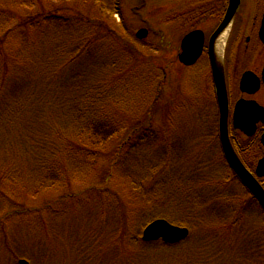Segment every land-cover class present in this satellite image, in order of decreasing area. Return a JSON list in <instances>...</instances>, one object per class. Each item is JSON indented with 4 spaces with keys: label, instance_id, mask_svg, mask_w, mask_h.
Here are the masks:
<instances>
[{
    "label": "trees",
    "instance_id": "obj_1",
    "mask_svg": "<svg viewBox=\"0 0 264 264\" xmlns=\"http://www.w3.org/2000/svg\"><path fill=\"white\" fill-rule=\"evenodd\" d=\"M54 1L56 0H0L1 15L17 19V25L13 28H5L9 20L2 24L0 22V28L4 29V34L0 35V158H4L0 164V197L4 195L3 198H7L10 193L17 195L19 192L22 195L17 197L19 201L24 202L27 200L26 192H30V196L40 195L45 193L44 189L53 185L68 190L65 198L72 196L71 183L75 177L87 169L89 171L100 159L102 149L120 134L119 120L128 124L126 126L130 130L127 132L129 135L113 148V159L106 172L104 184L98 187L96 194L89 197L90 208L94 207L90 213L94 212V217L100 223L106 217L105 207H109L107 204H110V207L113 205V195L116 193L108 188V184L118 167L124 169L126 174L130 168L135 174L138 172L141 175V185L137 188L142 189L146 188L145 183L150 184L154 179H158L154 175L150 176L148 171L150 160V163H154L158 159L169 163L175 161L181 176L194 180V185L195 182L198 183L197 179L204 180L202 184L205 187L225 186L230 182L227 179H236L214 178L203 173L213 171L212 167L216 163L205 152L208 150V144L202 145L201 155L205 158L200 156L198 167L192 171L191 163H195L200 154L189 156L187 153L191 154V151L188 147L180 151L178 146L170 143L171 137L165 135L164 128L167 127L169 130L166 134L169 133L172 122L177 123L178 118L177 115L163 112L166 96L162 85V42L155 45L150 52H145L140 50L137 43L139 41L126 39V35L131 33L126 21L123 20L119 25L120 31L109 23L108 15L123 16L120 8L122 0H104L102 3L100 0H61L57 7ZM16 11L24 13L18 14ZM19 28L20 31L15 32ZM10 39L19 40V44L9 45ZM152 50L158 54L157 57L151 53ZM147 63L152 64L153 70L160 71L161 77L154 71L149 73L150 88L155 87V92L146 108L143 104L136 109L130 93L134 86L129 82L127 75L133 73L134 78L138 77L136 69ZM157 111L160 112V120H157L159 118L155 115ZM191 116L197 119V122H203L197 115ZM185 125L187 126V123ZM134 142L137 144L136 148ZM172 144L176 150L179 149L178 154L170 153V149L169 153L166 151L168 146L173 151ZM156 148L160 149V157H155L149 152ZM135 151H138L137 157L134 155ZM149 154L151 158H148ZM184 158L187 159L185 163L182 160ZM186 167H189L188 172L185 171ZM200 174L213 179L206 180L205 177L201 178ZM21 177L28 179L21 183ZM155 183L156 190L159 191L163 190L165 184L171 185L170 197L160 195L164 199L161 200L164 207L168 205L167 200L172 198L178 201L177 205L183 201L186 210H196L195 222L205 223H200V231L205 234L212 231L211 227H220L224 234V231L235 226L237 229L242 228L239 232H242L243 236L252 230L242 224L246 215L248 216L249 212L264 214L263 206L246 188L245 197L236 199L242 201V205L237 207L236 211L234 207L229 206L232 214L231 218H228L223 206L224 200L221 202L222 197L215 195L211 198L203 193L196 194V187L191 181L189 183L193 191L189 189L190 184L181 186L179 181H172V184L166 181L164 184L158 179ZM182 188L184 191L179 193ZM227 200L230 202L232 199ZM236 201H231V204ZM9 202L8 206H14L9 210L17 209L18 213H25L18 201L11 199ZM119 204L120 210L114 209L117 228L112 232L114 238L108 247H102L100 250L93 245L82 247L81 240H77L76 248L73 244L68 248V255L62 253L60 256L54 252L58 244L53 239L45 248L42 247L46 240L40 238L39 232L46 230L49 234L50 231L47 228L41 230L39 227L36 231V247L38 245L44 253L39 261L44 264H52L53 261L56 264H112L108 257L109 247H114L117 249V253H113L116 264H127L120 249L125 250L126 237L132 232L131 216H136L130 214L135 210L133 206L136 204L134 201L132 207L123 201ZM48 206L45 205L47 208ZM53 207L54 203L50 208L52 212H57L58 209L53 211ZM139 212L137 214H140ZM224 215L227 218H223ZM223 221L229 222L228 225H223ZM47 225L51 230L50 224ZM95 232L89 227L86 229V234L91 239H96ZM134 238L137 239L136 235ZM259 239V243H262L259 246L264 248V238ZM247 241L248 239L241 249H247ZM51 245L54 250H49L53 255L50 252L45 253Z\"/></svg>",
    "mask_w": 264,
    "mask_h": 264
},
{
    "label": "rangeland",
    "instance_id": "obj_2",
    "mask_svg": "<svg viewBox=\"0 0 264 264\" xmlns=\"http://www.w3.org/2000/svg\"><path fill=\"white\" fill-rule=\"evenodd\" d=\"M16 1V0H13ZM104 0H100L99 2H103ZM146 1L145 5L141 7L142 0H122L121 1V10L122 15L115 14L114 16L108 15L109 23L115 28L118 29L120 27L119 25L124 21L129 26V29L131 30L129 35H126V39L133 40L132 33L135 34L139 29L141 28H148L144 22L150 21L151 26L153 28V31H156V36L152 37L149 34L148 38H146L145 42L139 41L137 42L140 46V50H143L145 52H150L151 49L155 48V45H158L161 41V30L164 29L165 23H164V17H165V11L168 10V4H170V7H172V11L176 14L177 7L180 5L183 8L186 6H190L192 1L187 0H143ZM247 2H252V0H246ZM61 3V0L54 1L55 7L59 6ZM100 3V4H101ZM195 4L197 2H194ZM2 4V3H0ZM197 3L196 6H198ZM20 9H18L19 11ZM192 9H190L191 11ZM18 11H16L18 13ZM94 11V10H91ZM22 14L23 11H20ZM19 12V13H20ZM18 13V14H19ZM135 13L137 15H135ZM248 16H245L247 18ZM7 20H9L5 26L7 27H15L17 25V19L10 18V16L1 15L0 13V22L5 23ZM1 34H4V29L0 28ZM120 31V29H118ZM20 28L17 29L15 32H19ZM131 35V37H129ZM180 32H172L171 37H173L174 40H176V43L178 42V39L180 38ZM180 40V39H179ZM135 41V40H133ZM136 43V42H135ZM136 43V44H137ZM19 44L18 41H14L10 39L9 45L16 46ZM153 51V50H152ZM156 57L158 54L156 52H151ZM160 55V53H159ZM118 56H121V52H118ZM126 64L130 65L131 63ZM125 63H122L125 65ZM155 74L158 73V76L161 77L160 71L153 70V66L150 63H147L145 65H141L138 69H136V73L138 77L134 78L133 73H129L127 75V78L129 79V82L131 85H133L132 92L130 90V93L132 95V98L134 100V107L137 109L141 107L143 104L145 108L149 104V99L152 97V94L155 92V87L150 88V77L149 73ZM196 72V70H195ZM154 74V75H155ZM178 74V71L176 72V76ZM152 76V75H150ZM199 75H195V77L192 78V81H196L197 79L200 80L198 77ZM159 79V78H158ZM160 80V79H159ZM190 80L186 79V82ZM178 82L176 80L173 81V86L176 87ZM180 85V84H179ZM185 84L183 85L184 93L185 90ZM172 87V85H171ZM172 87L173 90L175 88ZM177 88V87H176ZM189 89V88H188ZM236 90L233 88V91ZM177 91V90H176ZM188 91V90H187ZM189 93L191 90L188 91ZM235 99L239 96L238 93L234 91ZM193 99V98H192ZM199 100L198 98H196ZM121 106V105H120ZM142 111V110H141ZM187 111V110H185ZM164 112V109H163ZM212 112V111H210ZM208 112V113H210ZM138 114V113H136ZM156 117L158 116L160 120V112H156ZM210 115V114H208ZM184 119H180L179 125L182 124L184 127L185 123H187V127L190 129V131L185 132L186 138L184 137V134L179 131V135L181 136V139H179V142H177V139H172V137L176 136L174 135L177 130H172V127H170L169 133L165 134L167 137H171L170 143L180 146H191L189 150L191 151V154L187 155L189 156H198V158L195 160V163H191L192 171L195 167H198V161L201 159V146L205 143L199 137L195 138L194 132L198 133L196 131H199L201 127L198 125L199 122H196V120L192 116H183ZM202 119L205 124H207V115L203 116ZM120 121V134L116 137H114L101 151L100 159L97 160V162L90 167L92 168L88 171V169L83 172V174L78 175V177H75V180L71 183V191L73 192L70 197H66L65 195L68 192V190H63L58 185H53L49 187L46 190L45 193L40 195H31L30 192L24 193V189H22V192L27 196V200L22 202L19 201V198L15 193H10L7 198L3 195V197H0V264H19L20 259H24L29 262V264H40L39 261L40 257L44 254L42 251V248L39 249L38 245L36 247V234L39 229V227L42 229L47 228L50 232L47 233L46 230H43L39 232V236L42 240H46L42 247L45 248L47 243H50L54 240L55 243L58 244L56 246L57 248L54 250L53 245L52 247L48 246V251L46 250L45 253H49L53 255L52 251L57 252L56 254L62 256V253H66L68 255L69 253V247H72L74 244V247L76 248L75 242L77 240H81L80 243L82 244V247H90L91 245L95 246L96 248H102V247H108L109 242L114 238L112 236V232L116 231V215L114 214V209L120 210V201L125 202V204H129V206H133V201L135 202L136 206L133 207L135 210L131 211L130 215L136 216L132 217L133 224H131V234H129L126 237V243H125V250L120 249V253L122 252L123 257H126L127 264H264V248L260 247L259 245L262 243H259V238H264V214L261 215L258 212H249L248 216L246 215L243 225H246L247 227H251L252 230L250 232H247L245 235L241 236L242 232H239L242 228H236L235 226L233 228L228 229V231H223L211 227V232L205 234L200 231L202 226L200 225V221L195 222L196 218V210L194 211H188L186 210V205H183V201L180 205L178 204V201L175 200V198H172L170 200H167L168 205L164 207L165 205L162 204L161 200H164L162 197H160L161 194H164L165 196L170 197V186H167L165 183L166 181H170L172 184V181H179L181 182V186H186L190 184L189 182H192V185L195 188L196 194L202 195V193L206 197L211 196H220L222 197L221 202L224 200L225 205V211L228 216V218H231L232 210L229 208V206H232L235 208V211L237 210V207L242 205V201H238L241 198H244L246 195V191L244 187L236 180V179H227L230 180V182L226 183L225 186H219V187H205V185L202 184V179H197L198 183L194 180H188L186 177H182L181 174L177 170V164H175V161L164 162L163 159H158L154 163H150L149 166V172L150 176H156L159 180H162L165 186L163 187L162 191L156 190V184L155 182L158 181V179H154V181H151L153 183H145V189L137 188L138 185H141L139 182V179L141 178V175L137 172L135 174L134 170L131 168L129 169L128 173L126 174L125 170L121 167H118L114 173V175L109 180V186L108 188L115 192L116 194L113 195V205L110 207V204H107L109 207H105L106 211V217L103 220L102 223H100L99 220H97L94 217L93 214L90 213V211L93 210V208H90L91 202L89 200V197L96 194L98 191V187L102 186L104 184V178L106 176V172L109 169L110 162L113 159L112 150L113 148L119 143L123 142L127 136L129 135V128L125 121ZM208 126V124H207ZM204 129V128H203ZM185 130V129H184ZM207 130V129H206ZM143 137H146L145 135H141ZM192 137L195 139L196 143L192 141ZM238 138V137H237ZM240 146H245V142L239 138L237 140ZM136 148V143H133ZM172 144V146H173ZM196 147H195V146ZM132 146V142L130 144ZM171 146V145H170ZM174 147V146H173ZM179 147V146H178ZM146 148V147H145ZM148 150V148H146ZM170 149V153L173 154V152L177 153V150L180 149V151H183L182 147H179V149H173L168 146V149ZM139 151V150H138ZM138 151L134 152V155L137 157ZM150 154L155 155V157H160L161 153L159 148H156L154 151H149ZM168 152V153H169ZM209 152H206V154ZM149 154L148 158H151V155ZM164 154V153H163ZM178 154V153H177ZM258 154V150H255L253 153H251L248 158L250 163L255 164L256 162V156ZM208 155V154H207ZM154 157V156H153ZM210 159L215 161L217 159L216 153L211 156L208 155ZM205 158V157H204ZM0 164L1 161L4 160V158H0ZM183 162H186V158L182 159ZM0 168L1 165H0ZM42 168V167H41ZM187 169L185 171H189V167H186ZM146 169V168H145ZM185 169V168H184ZM92 170V171H91ZM212 170L209 172H203L205 174H208L209 176H212L214 178H223V177H229L227 175V170L225 168V165L216 164L213 165ZM148 172V173H149ZM186 173V172H185ZM200 173V172H198ZM192 174H196V172H192ZM189 173V175H192ZM132 175V176H131ZM198 176V174H197ZM31 177V175H29ZM201 178H210L212 180L213 178L208 177L207 175H201ZM21 183H23V180L28 179V177H21L20 178ZM209 180V179H208ZM20 184L19 182H17ZM190 184L189 189L192 190L193 188ZM97 188H93V187ZM24 187V185H23ZM136 190H133L135 189ZM184 191V189H180L179 193ZM189 190V191H190ZM164 191V192H163ZM193 191V190H192ZM191 192V191H190ZM216 192V193H215ZM167 193V194H165ZM237 195V196H236ZM235 196V197H234ZM232 199L231 201H236L235 203L231 204V201L229 202L227 198ZM234 197V198H232ZM18 201V204L22 205L21 209L25 211L22 213H18L19 210L13 209L9 210V208H14V206H8L7 203H10L11 199ZM160 198V199H159ZM212 198V197H211ZM63 200V201H62ZM227 200V201H226ZM54 203L53 211L52 212L50 206ZM132 204V205H130ZM45 205H50L45 207ZM176 205V206H171ZM18 206V205H16ZM61 207V209H60ZM144 208L143 210L141 208ZM27 208V209H26ZM137 209V210H136ZM139 210H141L139 212ZM21 211V210H20ZM189 213H188V212ZM52 212V213H51ZM140 214H137V213ZM144 213V214H143ZM129 215V216H130ZM99 217V215H97ZM156 218H163L171 221L172 223L176 225H184L189 228L190 230V236L183 242L176 246H171L164 244L163 242L159 241L156 243L151 244H145L141 241L142 233L146 226L151 223ZM223 218H227L225 215ZM230 220V219H229ZM204 223V222H202ZM229 222H224L223 225L227 226ZM52 228L49 229V225ZM205 224V223H204ZM198 226L200 228H198ZM68 229L66 230V228ZM87 227L95 230L97 233L94 238L91 239L86 234ZM100 227V228H99ZM240 227H242L240 225ZM257 227V228H256ZM219 230V231H218ZM56 232H60L61 234H58ZM103 233V234H102ZM136 235L137 239L134 238ZM48 236V237H47ZM259 236V237H258ZM206 237V238H205ZM139 238V239H138ZM53 239V240H52ZM248 243V247L246 249L243 248V243L246 241ZM252 240H254L252 242ZM256 241V242H255ZM53 242V244H54ZM257 243V244H256ZM112 244V243H110ZM257 245V248H256ZM264 245V242H263ZM79 246V245H78ZM110 255L108 256L111 260L112 264H116L115 255L113 253H117V249L114 247H109ZM87 252V250H85ZM91 253V251H90ZM119 253V255H120ZM56 257V256H55ZM107 257V258H108ZM58 258V257H56ZM107 258H104L106 260ZM56 264L55 261L52 262V264ZM42 264H44L42 262ZM47 264V262L45 263Z\"/></svg>",
    "mask_w": 264,
    "mask_h": 264
},
{
    "label": "flooded vegetation",
    "instance_id": "obj_3",
    "mask_svg": "<svg viewBox=\"0 0 264 264\" xmlns=\"http://www.w3.org/2000/svg\"><path fill=\"white\" fill-rule=\"evenodd\" d=\"M187 1H192L191 5L184 8L179 5L176 14L172 11L170 4H168V10L165 11L162 43V85L166 96L164 113L169 114L172 111H177L179 115L188 114L198 115L199 117L207 115V118H213L214 124L204 126L201 135L205 133L204 137L208 141L206 144L215 148L216 143L220 141V108L213 73L210 41L227 14L230 0ZM194 2L201 4L196 6L197 3L195 4ZM190 9L192 10L190 11ZM245 16L248 17L245 18ZM263 16L264 0H252L250 3L246 0H241L234 19L226 29L228 37L222 50V62L230 106L229 133L234 147L238 148L239 153H243L244 160H248V156L255 150H258L256 158L259 160L263 151L261 146L256 148V143L260 144V135L263 136L264 134V124L259 123L257 125L255 134L252 137H248L251 140H248L242 132L235 133L232 127L233 112L239 100L256 101L264 107V45L259 37ZM193 30H199L203 34L202 52L192 65H185L179 58L180 53L183 51L182 41ZM176 31H179L181 35L177 43L171 37L172 32ZM216 44L217 42L215 47ZM177 71L178 74L176 76ZM247 72L255 74L260 80V86L254 93L244 91L241 88V80ZM196 74L199 75L200 80L192 81ZM186 79L190 80L191 85L189 81L186 82ZM174 80L178 82L177 88L173 86ZM184 84L188 91L191 90L190 93L187 90L184 93ZM171 85L175 90L172 89ZM233 88L239 94L236 99ZM184 129H180L183 134ZM237 137L247 141L245 146L241 147L238 145Z\"/></svg>",
    "mask_w": 264,
    "mask_h": 264
},
{
    "label": "water",
    "instance_id": "obj_4",
    "mask_svg": "<svg viewBox=\"0 0 264 264\" xmlns=\"http://www.w3.org/2000/svg\"><path fill=\"white\" fill-rule=\"evenodd\" d=\"M240 4V0H230L227 14L220 25L219 29L211 37V56L214 79L217 87V97L220 108V137L224 153L228 159L229 164L234 171L239 175L240 179L250 190V192L257 198L264 207V186L260 184L258 179L244 166L236 152L234 151L229 134H228V113H229V100L226 88L225 74L223 62L219 58L216 51L215 43L218 37L224 32L233 20L235 13ZM148 30L141 29L138 31L137 36L143 38L147 36ZM261 38L264 42V20L261 28ZM203 43V34L201 31H193L186 35L182 42L183 53L180 55V60L186 64H192L196 61L201 53ZM212 50H214L212 52ZM264 80V73H263ZM260 86V80L251 72L244 74L241 81V88L244 91L254 93ZM234 127L241 128L248 135L254 133L256 124L259 121L264 122V108L259 106L256 101H249L241 99L235 107L233 116ZM262 143L264 145V135L262 136ZM256 176H264V157L259 160L256 168ZM189 236V229L186 227H179L171 224L165 219H158L150 223L143 231L144 241H155L162 239L169 244L178 243ZM20 264H28L27 261L21 260Z\"/></svg>",
    "mask_w": 264,
    "mask_h": 264
},
{
    "label": "bare ground",
    "instance_id": "obj_5",
    "mask_svg": "<svg viewBox=\"0 0 264 264\" xmlns=\"http://www.w3.org/2000/svg\"><path fill=\"white\" fill-rule=\"evenodd\" d=\"M225 36H226V33L223 34V36L220 37V39H218V41H217L216 49H217V52H218V53H219V51L222 49V47H223L224 44H225V41H226Z\"/></svg>",
    "mask_w": 264,
    "mask_h": 264
}]
</instances>
